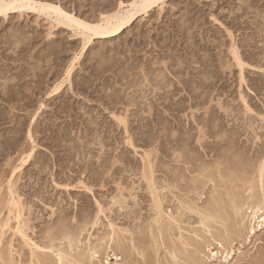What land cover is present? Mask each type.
<instances>
[{"label": "rangeland", "instance_id": "374dc122", "mask_svg": "<svg viewBox=\"0 0 264 264\" xmlns=\"http://www.w3.org/2000/svg\"><path fill=\"white\" fill-rule=\"evenodd\" d=\"M119 1L49 0L89 22L116 11ZM53 21L31 9L0 16V94L4 83L18 82L23 91L17 87L14 94L24 96L16 105L0 99V117L10 119L0 121V247L7 258L14 255L13 263L0 264H35L34 248L55 259L63 250L77 260L82 255L85 261L78 264H264V227L246 232L256 203L249 195L261 189L264 162V0H167L122 33L87 46L78 31ZM71 62L64 93L51 98L48 93L67 77ZM218 168L229 176L218 175ZM143 169L156 171L166 207L161 216ZM10 188L21 202L14 213ZM239 196L246 202L241 215L231 201ZM222 197L231 201L228 206ZM204 209L223 219L215 213L206 225ZM21 223H27L24 236L17 230ZM70 232L78 242L73 249ZM170 246L185 252L175 258ZM189 252L197 261L186 257Z\"/></svg>", "mask_w": 264, "mask_h": 264}, {"label": "bare ground", "instance_id": "6f19581e", "mask_svg": "<svg viewBox=\"0 0 264 264\" xmlns=\"http://www.w3.org/2000/svg\"><path fill=\"white\" fill-rule=\"evenodd\" d=\"M165 2H167V0H131L130 2L128 1V2H126V1H123V0H120L119 1V3H118V9L116 10V11H114L113 13H108V14H102L101 15V17H100V19H98V21H95V22H89L88 21V19L87 20H85V19H83V18H81V17H79V16H77L76 14H74V13H71V12H68V11H66L63 7H62V5H60V4H56V3H52V2H49V0L48 1H43V0H0V16H2V17H7V16H9L11 13H14V12H16V11H23V10H34V11H38L40 14H45V15H48V17H51V19H53L54 21H53V23L55 24V25H59V24H62V25H65V26H68V27H71V28H73L74 30H76V31H78V33L79 34H81L82 36H83V38H84V42H85V45L86 44H89L91 41H93L94 39H96V38H109V37H112V36H115V35H118V34H120V33H122L126 28H128L129 26H131L133 23H134V21L135 20H137L140 16H142V15H144V14H147V13H149V11H151L153 8H155V7H157V6H161V5H163ZM103 3V2H102ZM244 9V8H243ZM246 11V10H245ZM20 42V41H19ZM18 44H20V43H18ZM22 44V43H21ZM28 44V43H27ZM85 45H84V47H85ZM28 46V45H27ZM87 46V45H86ZM234 46V54L236 55V58H237V60H239V62H240V64H243L245 61H242L241 62V58L240 57H242L241 55H239L238 53L239 52H237L236 50H235V47L237 46V45H232L231 47H233ZM19 47V46H18ZM21 47V46H20ZM84 47H83V49H84ZM17 49V48H16ZM19 49V48H18ZM17 49V50H18ZM16 50H14V52H15ZM27 52V51H26ZM22 53V52H21ZM13 54H15V53H13ZM241 54V53H240ZM78 56V55H77ZM11 58V57H10ZM75 59H78L77 57L75 58ZM243 59V58H242ZM236 61V60H235ZM238 62V61H237ZM8 66V65H7ZM74 67V62H71V66L70 67H68V70H67V72H66V70L64 71L65 72V74H67V77H65V79H63L55 88H53V90L52 91H50V93H48L49 94V96H51V98H53L54 96H57V95H59L60 93H64L63 92V90H65V89H63V85L66 83V81L67 80H69L70 79V75H71V71H72V69H74L73 68ZM8 68V67H7ZM10 68V67H9ZM2 69V68H1ZM4 69V68H3ZM242 69H243V67H242ZM6 70H8V69H6ZM10 72V71H9ZM241 72V71H240ZM7 75V74H6ZM11 75V74H10ZM18 76V75H17ZM147 76V75H146ZM13 77V76H12ZM148 77V76H147ZM11 78V77H10ZM7 79V78H6ZM14 79V78H13ZM12 79V80H13ZM44 79V78H43ZM140 80V79H139ZM161 80V79H160ZM5 81V80H4ZM9 81V80H8ZM19 81H20V79H19ZM22 81V80H21ZM147 81V80H146ZM149 81V80H148ZM36 82V81H35ZM140 82V81H139ZM158 84H160L159 82H158ZM173 84V83H172ZM18 82L17 83H4L3 84V86H4V90H2V91H4V92H2L1 94H0V99H6V101L9 103V104H11V103H13L14 105H16L17 103L16 102H19V101H22L23 100V97L24 96H22L21 97V93L19 92V95H16V94H14L15 92H16V90H17V87H18ZM33 85V84H32ZM133 85V84H132ZM131 85V86H132ZM167 85H169V84H167ZM2 86V85H1ZM22 86V85H21ZM21 86H19L18 87V89H19V91H20V89L22 90L23 89V87H21ZM172 86V85H171ZM38 87V86H37ZM36 87V88H37ZM3 88V87H2ZM26 89V91H27V87H25ZM32 88V87H31ZM34 89V88H33ZM38 89H40V87H38ZM41 89H44V88H42L41 87ZM41 89H40V91H41ZM78 89H79V87H78ZM159 89H161V88H159ZM158 89V90H159ZM29 90V89H28ZM35 90V89H34ZM75 90V89H74ZM82 90V89H81ZM15 91V92H14ZM23 91V90H22ZM21 91V92H22ZM37 91H39V90H37ZM153 91H155V90H153ZM33 93H35V91H32ZM42 92V91H41ZM156 92V91H155ZM4 93V94H3ZM31 93V92H30ZM23 94V93H22ZM160 93L158 92V95H159ZM63 95V94H62ZM155 95V94H154ZM28 96V95H27ZM2 97V98H1ZM28 98V97H27ZM32 99V98H31ZM50 99V98H49ZM180 99V98H179ZM184 100V99H183ZM34 101V100H33ZM31 102H32V100H31ZM39 102H41V101H39ZM66 102V101H65ZM182 102V101H181ZM184 103V102H183ZM24 104V103H23ZM28 104V103H27ZM34 104V103H33ZM181 104V103H180ZM19 105V104H18ZM29 105V104H28ZM20 106H22V105H20ZM25 106H26V103H25ZM40 106V105H39ZM44 106V104H43V102L41 103V106L39 107V110L40 109H42V107ZM182 106V105H181ZM16 107V106H15ZM27 107H29V106H27ZM11 108V107H10ZM26 108V107H25ZM36 108V107H35ZM13 109V108H12ZM27 109V108H26ZM25 109V110H26ZM37 110H38V108H37ZM36 110V112L33 114V113H31V115H32V117H33V120H35V118H36V115H37V111ZM151 110V109H150ZM66 111V110H65ZM44 112V111H43ZM4 114V113H3ZM7 114V113H6ZM38 114H39V112H38ZM8 116V115H7ZM38 116V115H37ZM9 117V116H8ZM8 117H6V116H4V115H2L1 117H0V121H5V120H7L8 122H9V118ZM118 118H120V117H118ZM17 121V120H16ZM121 121H123V120H121ZM1 123V122H0ZM7 123V122H6ZM99 123V122H98ZM2 124V123H1ZM21 127V126H20ZM23 128V127H22ZM30 129V128H29ZM124 129H125V127H124ZM32 129H30L29 130V137H30V139H34V137H33V133H32V131H31ZM21 131V130H20ZM65 134V133H64ZM129 135H131V134H129ZM130 137V136H129ZM133 137H131V139H132ZM130 139V138H129ZM179 139V138H178ZM32 141H35V140H32ZM176 141V140H175ZM34 143V142H33ZM104 143V142H103ZM180 145V144H179ZM185 145V144H184ZM182 147V146H181ZM166 148V147H165ZM180 148V147H179ZM178 148V149H179ZM169 149V148H168ZM180 149H182V148H180ZM31 152H32V148H31ZM31 152H29V153H31ZM21 153V152H20ZM25 153H27V152H25ZM24 153V154H25ZM236 153V152H235ZM23 154V155H24ZM183 154V153H182ZM146 155V154H145ZM179 155H181V154H179ZM20 156V155H19ZM22 156V155H21ZM20 156V157H21ZM30 156H31V154H29L28 155V157L25 159V160H23V156L21 157V159L24 161V163L25 162H27L28 161V159L30 158ZM25 157V156H24ZM259 157H260V155H259ZM259 157H257V158H259ZM195 158V157H194ZM196 158H198V157H196ZM226 158V157H225ZM151 159V158H150ZM183 158L181 157V160H182ZM198 159H200V158H198ZM240 159V158H239ZM184 160H185V158H184ZM183 160V161H184ZM187 160V159H186ZM258 160V159H257ZM144 161V160H143ZM189 161H190V159H189ZM189 161H187V162H189ZM222 161V160H221ZM223 161H225V160H223ZM255 161H256V159H255ZM254 161V162H255ZM149 162V161H148ZM165 162V161H164ZM181 162V161H180ZM191 162V161H190ZM202 162V161H201ZM219 162V161H218ZM263 162V161H262ZM151 163V162H150ZM149 163V164H150ZM161 163V162H160ZM195 163V162H194ZM217 163V162H216ZM224 163V162H223ZM259 163H260V161H259ZM115 164V163H114ZM113 164V165H114ZM202 164V163H201ZM219 164V166L222 164V163H218ZM112 165V164H111ZM203 165H205V168H206V163L205 164H203ZM202 165V166H203ZM223 165V164H222ZM221 165V166H222ZM235 165V164H234ZM233 165V166H234ZM260 165V164H259ZM146 166V165H145ZM153 166V165H152ZM161 166H163V165H161ZM165 166V165H164ZM169 166H171V165H169ZM199 166H201V165H199ZM199 166H197V167H199ZM211 166V165H210ZM217 166V165H216ZM216 166H214V168L216 167ZM228 166H230V165H228ZM227 166V167H228ZM236 166V165H235ZM114 167V166H113ZM151 167V166H150ZM196 167V168H197ZM208 167V166H207ZM212 167V166H211ZM218 167V166H217ZM223 167V166H222ZM238 167V166H237ZM110 168V167H109ZM112 168V167H111ZM172 168V167H171ZM170 168V169H171ZM200 168H202V167H200ZM210 168V167H209ZM220 168V167H219ZM219 168H218V175H220V174H222L223 173V171L222 170H220L222 173H220L219 172ZM226 168V167H225ZM229 168V167H228ZM227 168V169H228ZM188 169V168H187ZM199 169V168H198ZM197 169V171H199ZM211 169V168H210ZM230 169V168H229ZM233 169V168H232ZM232 169H230V170H232ZM237 169V168H236ZM256 169H257V167H256ZM259 169H260V182H261V184H259L260 185V190L259 189H257V191H258V194L257 193H255V194H257L256 196L254 195H249L250 196V198L252 199L253 197H255L254 198V200L256 201V203L253 205V206H251L252 208H251V212H250V215L248 216V217H251V219H249V220H251V221H249V225H247V227H246V229L248 230V231H246V232H250V233H254L257 229H261L262 227H264V162L261 164V166L259 167ZM144 170V169H143ZM145 170H149V169H145ZM144 170V171H145ZM156 170V169H155ZM173 169H171V171H172ZM196 170V169H195ZM216 170H217V168H216ZM230 170H229V172H230ZM14 171H15V169H14ZM108 171V170H107ZM111 171V170H110ZM162 171V170H161ZM208 171V170H207ZM206 171V172H207ZM214 171V173H215V170H213ZM224 171H225V169H224ZM234 171V170H233ZM238 171H239V169H238ZM155 173H156V171H154ZM154 172H153V170H150L149 172H142L143 173V177L144 178H146L147 180H148V182H149V189H150V191H151V193H152V195H151V197L153 196V206L156 208V215L157 216H161L162 215V209L164 210V208H165V211H166V207L164 206V208H162V206L165 204H163L162 205V202L164 201V200H161L159 197L160 196H158V191H157V189H156V185L158 184L159 185V182L155 185V183L156 182H154L155 180H154ZM200 172H201V170H200ZM202 172H203V170H202ZM208 172H211V170H209ZM207 172V173H208ZM226 173V172H225ZM224 173V174H225ZM233 172H231V174H232ZM235 173H236V171H235ZM182 174V173H181ZM204 174H206L205 173V171H204ZM204 174H202V177H204L205 175ZM210 174V173H209ZM230 174V175H231ZM112 175V174H111ZM178 175V174H177ZM199 175H201V173L199 174ZM233 175V174H232ZM209 176V175H208ZM207 176V178H210V177H212V176H210V177H208ZM221 177L222 176H224V175H220ZM225 176H229V175H225ZM224 176V177H225ZM235 175H233V177H234ZM236 176L237 177H239L237 174H236ZM257 175H255V177H256ZM174 177H175V175H174ZM201 177V178H202ZM216 177V174L214 175V177H212V178H215ZM223 177V178H224ZM10 178V177H9ZM157 178H158V176H157ZM156 178V179H157ZM171 178V177H170ZM177 178V177H176ZM179 178V177H178ZM196 178V177H195ZM198 178V177H197ZM201 178H198V179H200L201 180ZM226 178V177H225ZM229 178V177H228ZM228 178L226 179L228 182H229V180H231L232 181V178L230 179L229 178V180H228ZM205 179H206V177H205ZM216 179H217V177H216ZM216 179H212L213 180V183H214V180H216ZM222 179V178H221ZM236 179V178H235ZM172 180V179H171ZM196 180V179H195ZM203 180V179H202ZM207 180V179H206ZM209 180H211V179H209ZM225 180V179H224ZM234 180V179H233ZM237 180V179H236ZM253 180V179H252ZM251 180V181H252ZM255 180H257V179H255ZM10 181V180H9ZM166 181V180H165ZM219 181V180H218ZM226 181V182H227ZM13 182V181H12ZM11 182V183H12ZM84 182V181H83ZM167 182H168V180H167ZM179 182V181H178ZM197 182V181H196ZM198 182H200V181H198ZM201 182H203V181H201ZM204 182H205V180H204ZM219 182H221V181H219ZM236 182V181H235ZM250 182V181H249ZM260 182H258V183H260ZM9 183V182H8ZM170 183V182H169ZM172 183V182H171ZM171 183L169 184V185H171ZM224 182L222 181V184H223ZM231 183V182H230ZM234 183V182H233ZM253 183H254V181H253ZM82 184V183H81ZM168 184V183H167ZM174 184H175V181H174ZM215 184H218V183H215ZM229 184V183H228ZM206 185V184H205ZM219 185V184H218ZM217 185V186H218ZM230 185V184H229ZM232 185V184H231ZM255 185V184H254ZM160 186V185H159ZM172 186H173V184L171 185V186H169V187H171L172 188ZM195 187H196V185H194ZM220 186H221V184H220ZM227 186V185H226ZM253 186V185H252ZM9 187H11V186H9ZM174 188H175V186H173ZM176 187H178V186H176ZM219 187V186H218ZM223 187V186H222ZM222 187H221V189H222ZM225 187V186H224ZM230 187H232V186H230ZM225 188L226 189V192H228L229 190L228 189H231V188ZM250 187V186H249ZM248 187V188H249ZM255 187V186H254ZM257 187H258V185H257ZM13 188V187H12ZM12 188H10V201H9V204L8 205H10L11 206V209H10V212H13L14 213V211H17V210H19V208H20V203L21 202H19L17 199H16V197H15V191L12 189ZM89 188V187H88ZM159 188V187H158ZM161 188V187H160ZM159 188V189H160ZM163 188V187H162ZM165 188V187H164ZM167 189H168V187H166ZM165 188V189H166ZM214 188V187H213ZM220 188V187H219ZM248 188H247V191H248ZM251 188V187H250ZM249 188V189H250ZM259 188V187H258ZM8 189V188H7ZM197 189V188H196ZM195 189V190H196ZM221 189H219V190H221ZM224 189V190H225ZM255 189V188H254ZM253 189V190H254ZM163 190V189H162ZM161 190V191H162ZM216 190H217V188H216ZM228 190V191H227ZM251 190V189H250ZM133 191V190H132ZM173 191V190H172ZM255 191V190H254ZM164 192V191H163ZM162 192V193H163ZM220 192V191H219ZM225 192V193H226ZM121 193V192H120ZM160 193V192H159ZM161 193V194H162ZM217 193V192H216ZM221 193H222V191H221ZM224 193V192H223ZM130 194V193H129ZM160 194V195H161ZM166 194V193H165ZM164 194V195H165ZM212 194H213V192H212ZM211 194V195H212ZM215 194V193H214ZM249 194V193H248ZM124 195V194H123ZM163 194H162V196L165 198V196H164ZM218 195V197H219V194H217ZM230 197H232V194L230 193V194H228ZM234 195H237V194H234ZM233 195V196H234ZM161 196V197H162ZM188 196V195H187ZM223 196V195H222ZM228 196V197H229ZM211 197H213V196H211ZM215 197V196H214ZM217 197V196H216ZM235 197V196H234ZM242 197H243V195H242ZM121 198V197H120ZM166 198H167V196H166ZM179 198V197H178ZM182 198V197H181ZM239 198H240V196H239ZM232 198L231 199V201H232V207H233V210H234V213H236L237 215H241L242 214V212L244 211L243 209H244V207H245V205H246V202L244 201V199H243V201L244 202H242V199L240 198ZM244 198H246V199H248L247 197H244ZM7 198H5V200H6ZM222 199H223V197H222ZM229 199V198H228ZM20 200V199H19ZM118 200V199H117ZM122 200V199H121ZM124 200H126L125 198L123 199V201ZM181 200V199H180ZM184 200V199H183ZM183 200L181 201V202H183ZM186 200V199H185ZM217 200H218V198H217ZM258 200V201H257ZM211 201V200H210ZM220 201V200H219ZM226 201H229V200H226ZM231 201H229V202H231ZM5 202H7V201H5ZM128 202V201H127ZM137 202V201H136ZM139 202V201H138ZM136 203V204H139V203ZM184 202H186V201H184ZM213 202V201H212ZM212 202H210V203H212ZM229 202H228V204H229ZM113 203V202H112ZM116 203V202H115ZM114 203V204H115ZM123 203V202H122ZM121 203V204H122ZM219 203V202H218ZM217 203V204H218ZM223 203L224 204H226L225 202H224V199H223ZM113 204V205H114ZM118 204H120V200H119V203ZM117 204V205H118ZM125 204H126V202H125ZM182 205H183V203H181ZM207 204V203H206ZM224 204H223V206H224ZM228 204H226L227 206H228ZM231 204V203H230ZM124 205V204H123ZM179 205H180V203H179ZM181 205V206H182ZM185 205V204H184ZM194 205H196V204H194ZM208 205V204H207ZM205 206V208L207 209L208 208V206ZM221 205L222 204H219V206L221 207ZM247 205H248V203H247ZM120 206V205H119ZM190 206H192V204L190 205ZM197 206H198V204H197ZM215 205L213 204V207H214ZM217 206V205H216ZM121 207V206H120ZM150 207H151V205H150ZM149 207V208H150ZM180 207V206H179ZM212 207V206H211ZM210 207V208H211ZM225 207V206H224ZM153 208V207H152ZM183 208H185V207H183ZM186 208H188V205L186 206ZM185 208V209H186ZM193 208H195V207H193ZM192 208V210H195V209H193ZM216 207H214V211H216V209H215ZM219 208V207H218ZM218 208H217V210H218ZM228 208V207H227ZM99 209H100V207H99ZM103 209V208H102ZM190 208H188V210H189ZM220 209V208H219ZM223 209V208H222ZM225 209V208H224ZM22 210V209H21ZM181 210V209H180ZM197 210V209H196ZM203 210V209H202ZM205 210V209H204ZM229 210V209H228ZM151 211V210H150ZM164 211V212H165ZM212 211V212H211ZM211 211H209V209L208 210H205V212H203L202 213V217H200V218H202L203 219V221H205V224L207 225V223H206V220H208V219H212V218H215V213H217V212H215V213H213L214 211L213 210H211ZM1 212V211H0ZM19 212V211H18ZM17 212V213H18ZM104 212V211H103ZM192 212V211H191ZM226 212H227V210H226ZM231 212V211H230ZM9 213V212H8ZM154 213V212H153ZM165 213H169V212H165ZM170 213H172L171 211H170ZM221 213V212H220ZM228 213V212H227ZM227 213H225V214H227ZM152 214V213H151ZM177 214H179V213H177ZM177 214H171L172 216H173V219L176 217V216H174V215H177ZM197 214V213H196ZM223 214V213H222ZM245 214V213H244ZM100 215V214H99ZM165 215V214H164ZM228 215H230V214H228ZM232 213H231V217H232ZM22 215L20 214V212L16 215V220L18 219V221H19V223H17L18 225H20V222H21V220H20V217H21ZM156 216V217H157ZM170 215H168V217H169ZM220 216H222V215H219V217ZM86 217H88V216H86ZM181 217V216H180ZM219 217H218V213H217V218L219 219ZM224 217H225V215H224ZM242 219L241 220H243L244 221V219L246 218V216L244 215H242ZM245 217V218H244ZM96 218V217H95ZM160 218V217H159ZM171 218V217H170ZM178 218V217H177ZM221 219H223L222 217H220ZM230 218V217H229ZM14 219V218H13ZM12 219V220H13ZM83 219V218H82ZM172 219V220H173ZM217 219V220H218ZM224 219H226V218H224ZM6 220H8V218L6 219ZM24 220V219H23ZM86 220H89V219H86ZM175 220V219H174ZM174 220H173V223H174ZM227 220V219H226ZM230 220V219H229ZM247 220H248V218H247ZM96 221H99V220H97L96 219ZM164 221V220H163ZM166 221V220H165ZM170 221V220H169ZM177 222L178 221H180L179 219L178 220H176ZM202 221V220H201ZM209 221V220H208ZM216 221V220H215ZM242 221V222H243ZM11 222V221H10ZM89 222H91V221H89ZM94 222V221H93ZM155 222V221H154ZM158 222H161V220L160 221H158ZM157 222V223H158ZM181 223H182V221H180ZM218 222V221H217ZM232 222H234V221H232ZM248 222V221H247ZM16 223V222H15ZM22 223H25V221H23ZM22 223H21V226L19 227V229L17 228V230H19V232H25L26 230H23L22 229V226H25V225H27V223L25 224V225H22ZM87 224H89L88 223V221L86 222ZM92 223V222H91ZM180 223V224H181ZM209 223V222H208ZM212 223V222H211ZM214 223V222H213ZM238 223V222H237ZM5 224V223H4ZM8 224H9V220L6 222V224H5V226L7 227L8 226ZM160 224V223H159ZM162 224H163V222H162ZM170 224H172V223H170ZM169 224V225H170ZM175 224V223H174ZM205 224H203L204 225V227H205ZM229 225H230V222L228 223ZM240 224V223H239ZM247 224V223H246ZM2 225V224H1ZM11 225V224H10ZM15 225V224H14ZM84 225V224H83ZM95 225H97L96 223H95ZM165 225H166V223H165ZM177 225H179V224H177ZM229 225H228V227H229ZM233 225V224H232ZM12 226V225H11ZM16 226V225H15ZM93 226V225H92ZM113 226H115L114 224H113ZM4 227V226H3ZM2 227V228H3ZM5 227V228H6ZM14 227V226H13ZM17 227V226H16ZM15 227V228H16ZM26 227V226H25ZM176 227V226H175ZM177 227H179V226H177ZM207 228H208V226H206ZM211 227V226H210ZM11 228V227H10ZM62 228V227H61ZM63 228H65L64 226H63ZM159 228V227H158ZM166 228V227H165ZM172 228H173V226H172ZM172 228H170V229H172ZM231 228V227H230ZM13 229V228H12ZM113 229H115L114 227H113ZM151 229V228H150ZM161 229V228H160ZM175 229V228H174ZM210 229V228H209ZM229 229V228H228ZM245 228L243 229V230H246ZM14 230H16V229H14ZM16 230V231H17ZM64 230V229H63ZM116 230V229H115ZM166 230V229H165ZM169 230V229H168ZM182 230H183V228H182ZM50 231V230H49ZM172 231H174L173 229H172ZM177 231V230H176ZM210 231V230H209ZM219 231H220V229H219ZM242 231V230H241ZM4 232V231H3ZM21 232V233H22ZM73 232V231H72ZM113 232V231H112ZM111 232V233H112ZM128 232V231H127ZM150 233H151V231H149ZM166 232V231H165ZM224 232V231H223ZM226 233H227V231H225ZM240 232V231H239ZM245 232V231H244ZM15 233H18V232H15ZM14 233V234H15ZM63 233V232H62ZM71 233V232H70ZM75 233V232H74ZM114 233H115V231H114ZM114 233H113V235H114ZM117 233H119V231L117 232ZM156 233H158V232H156ZM160 233V232H159ZM158 233V234H159ZM169 234L168 235H170L171 233L170 232H168ZM174 233V232H173ZM225 233V234H226ZM241 233V232H240ZM20 234V233H19ZM23 234V233H22ZM26 234V233H25ZM66 233H64V235H65ZM72 234V233H71ZM154 233H152V235H153ZM157 234V235H158ZM166 235H167V233H165ZM175 234V233H174ZM178 234V233H177ZM218 234H219V232H218ZM63 235V236H64ZM74 234H72L71 235V237L73 236ZM76 235V234H75ZM74 235V236H75ZM115 235H116V233H115ZM114 235V236H115ZM119 235V234H118ZM118 235H116V236H118ZM155 235V234H154ZM163 235H164V232H163ZM162 235V236H163ZM173 235V234H172ZM23 236H24V234H23ZM28 236V235H27ZM68 236V235H67ZM162 236H161V238H162ZM171 236V235H170ZM180 236V235H179ZM219 236H221V235H219ZM227 236V235H226ZM49 237V236H48ZM70 237V236H69ZM71 237H70V241H69V244H70V246H71V248H72V246L74 245V243H76L75 242V238H73L72 237V239H71ZM77 237V236H76ZM0 238H1V236H0ZM112 238V237H111ZM164 238H166V237H164ZM186 238V237H185ZM189 238V237H188ZM28 239H30V238H28ZM66 239V238H65ZM112 239H114V238H112ZM154 239V238H153ZM168 239V238H167ZM167 239H166V241H167ZM171 239V238H170ZM175 239V238H174ZM180 238H176V240H177V242H178V240H179ZM31 240V239H30ZM76 240H78L77 238H76ZM155 240V239H154ZM164 240V239H163ZM163 240L161 241V242H163ZM175 240V241H176ZM190 240H192V238L190 239ZM221 240H223V239H221ZM1 242H2V240H0ZM11 241V240H10ZM25 241V243H26V240H24ZM165 241V240H164ZM166 241H165V243H166ZM173 241V240H172ZM159 242V241H158ZM219 242V241H218ZM223 242V241H222ZM78 243V242H77ZM76 243V244H77ZM156 243H157V241H156ZM155 243V244H156ZM167 243H168V241H167ZM173 243V242H172ZM180 243V242H179ZM220 243H221V241H220ZM11 244V243H10ZM27 244H28V242H27ZM164 244V243H163ZM168 244H170V243H168ZM177 244V246H178V243H176ZM192 244V243H191ZM190 244V245H191ZM222 244V246L224 245L223 243H221ZM31 245V244H30ZM35 245V244H34ZM33 245V246H34ZM36 245H37V243H36ZM49 245V244H48ZM52 246H54L55 247V245H53V244H51ZM50 245V246H51ZM103 244H101V246H102ZM153 245V244H152ZM173 245H174V243H173ZM10 246V245H9ZM12 246H13V244H12ZM28 246H29V244H28ZM38 246H41V245H38ZM45 245H43L42 246V248L41 247H39L40 249H43V248H46L47 247V245H46V247H44ZM50 246H48V247H50ZM75 247H76V245H74ZM99 246V245H98ZM104 246V245H103ZM102 246V247H103ZM151 246V245H150ZM156 246H157V244H156ZM162 246V245H161ZM161 246H159V247H161ZM168 246V245H167ZM176 246V245H175ZM221 246V247H222ZM2 247V246H1ZM1 247H0V262L2 261V260H4L5 261V263L7 262V263H10V262H12L10 259L11 258H13L14 257V255L12 254V256L10 257V259H9V257L7 258V256L6 255H8L6 252H4L3 250H1ZM32 247V246H31ZM47 247V248H48ZM58 247V246H57ZM56 247V248H57ZM60 247V246H59ZM96 247V249H94L93 248V250H95L96 252H97V246H95ZM112 247V246H111ZM154 247V246H153ZM153 247H152V249H153ZM6 248V247H5ZM11 248V247H10ZM30 248V247H29ZM36 248H38V247H36ZM61 248V247H60ZM60 248H59V250H60ZM70 248V247H69ZM70 248V249H71ZM99 248H101V247H98V251H99ZM167 248V251H168V249H169V247H166ZM170 248H171V246H170ZM224 248H225V246H224ZM33 249V248H32ZM49 249H51V248H49ZM55 249V248H54ZM73 249V248H72ZM151 249V250H152ZM156 249H158V248H156ZM160 249V248H159ZM174 249V250H173ZM171 248V251H173L172 253H170L169 251V253L168 254H172V256L173 257H175V258H178L179 257V255H180V253L181 252H185V251H182L183 249H180V248H176V247H174V248ZM30 250H31V248H30ZM37 250V249H36ZM35 250V248L33 249V253H31V254H33L32 255V257H35V259L33 258V260L35 261H31V263H35L36 264V262L38 263V264H70V263H75V259H76V257L74 256V255H72V256H74L75 257V259H74V261H73V259H72V261H71V258H74V257H69L72 253L71 252H69V254L70 255H68L67 253H63L64 252V250H63V252H61V251H59L58 253H57V255H56V258L57 259H55V258H53V256H51L50 254H46V253H48L47 251L45 252V253H42L40 250H38L39 252H41V253H39L38 251H36ZM44 250V249H43ZM47 250V249H46ZM68 250V249H67ZM102 250V249H101ZM123 250V249H122ZM131 250V249H130ZM145 250V249H144ZM154 250V249H153ZM164 250L166 251V249H165V247H164ZM53 251V250H52ZM74 251V250H73ZM92 251V250H91ZM95 251H94V253H95ZM118 251V250H117ZM145 251H147V250H145ZM157 251V250H156ZM188 251H189V249H188ZM198 251V250H197ZM44 252V251H43ZM67 252V251H66ZM123 252V251H122ZM131 252H133V251H131ZM11 253H12V250H11ZM79 253V252H78ZM78 253H77V255H78ZM81 253H83V252H81ZM99 253V252H98ZM126 253V252H125ZM149 253V252H148ZM151 253V252H150ZM155 253V252H154ZM154 253H153V255H154ZM167 253V252H166ZM190 253L191 252H189V255H186V257L187 258H193L192 257V255H190ZM192 253H193V251H192ZM228 253V252H227ZM75 254V253H74ZM80 254V253H79ZM95 254H97V253H95ZM131 254V253H130ZM182 254V253H181ZM230 254V253H229ZM11 255V254H10ZM53 255V254H52ZM84 255V254H83ZM91 255V254H90ZM117 255V254H116ZM9 256V255H8ZM80 257L78 258L79 260H77L76 259V262L78 261H80L81 260V262L82 261H85V259L84 258H82L83 256L82 255H79ZM82 256V257H81ZM151 256V255H150ZM156 256H158V255H156ZM165 256V255H164ZM170 256V255H169ZM226 256H227V254H226ZM7 259H6V258ZM32 257L30 258V260H32ZM89 257H92V256H89ZM96 257V256H95ZM116 257H118V256H116ZM168 257V256H167ZM181 257V256H180ZM195 257V256H194ZM86 258V257H85ZM88 258V257H87ZM182 258V257H181ZM226 258V257H225ZM228 258V257H227ZM21 259V258H20ZM84 259V260H83ZM149 259V258H148ZM147 259V260H148ZM151 259V258H150ZM160 259V258H159ZM194 259V258H193ZM15 260H17V259H15ZM22 260V259H21ZM28 260V259H27ZM94 260V259H93ZM183 260V259H182ZM192 260V259H191ZM195 260V259H194ZM88 260H86V262H83L84 264H88V262H87ZM149 261V260H148ZM181 261V260H180ZM179 261V262H180ZM187 261H189V260H187ZM195 261H197V260H195ZM194 261V262H195ZM27 262V261H26ZM78 262H77V264H78ZM81 262H79V263H81ZM90 262V261H89ZM94 262V261H93ZM181 262H184V261H181ZM180 262V264H182ZM190 262V261H189ZM2 263H3V261H2ZM13 263V262H12ZM23 263V262H22ZM99 263V262H98ZM159 263V262H158ZM174 263V262H173ZM188 263V262H187ZM196 263V262H195ZM195 263H193V264H195ZM14 264H15V261H14ZM18 264V263H17ZM21 264V263H20ZM90 264H97V263H90ZM149 264V263H148ZM165 264V263H164ZM185 264V263H184ZM189 264V263H188ZM197 264V263H196Z\"/></svg>", "mask_w": 264, "mask_h": 264}]
</instances>
